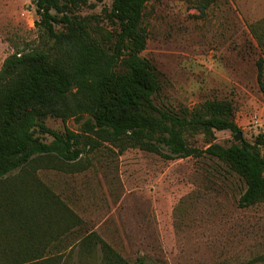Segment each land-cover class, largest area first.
<instances>
[{
  "label": "rangeland",
  "instance_id": "374dc122",
  "mask_svg": "<svg viewBox=\"0 0 264 264\" xmlns=\"http://www.w3.org/2000/svg\"><path fill=\"white\" fill-rule=\"evenodd\" d=\"M112 1L81 10L92 16L99 37L117 27ZM37 18L32 0H0V69L16 51L48 46ZM143 22L148 41L142 55L160 72L156 103L180 110L231 99L241 139L264 132L257 64L264 48L252 30L264 32V0H214L204 13L195 0H152ZM84 120L48 117L46 123L60 132H82ZM187 136L191 145H208L203 133ZM215 136L225 146L238 141L228 129ZM77 166L76 172L38 170L84 219L78 234L47 251L45 264H104L99 245L76 243L91 231L129 264H264V201L240 206L244 180L216 157L166 158L105 141L84 152Z\"/></svg>",
  "mask_w": 264,
  "mask_h": 264
},
{
  "label": "trees",
  "instance_id": "16d2710c",
  "mask_svg": "<svg viewBox=\"0 0 264 264\" xmlns=\"http://www.w3.org/2000/svg\"><path fill=\"white\" fill-rule=\"evenodd\" d=\"M102 1L32 0L48 46L16 51L0 69V221L28 224L31 233L25 245L31 252L1 258L0 264H45L47 251L79 233L84 219L38 170L79 171L83 153L105 141L166 158L216 157L244 180L240 206L264 201V132L225 146L214 142L216 130L241 132L231 99L180 110L156 103L160 72L142 55L148 41L143 16L152 0H113L110 15L117 27L99 37L92 16L81 10ZM213 1L195 4L204 13ZM252 30L263 49L264 32ZM257 64L264 91V57ZM48 117L85 118L83 131H57L47 125ZM197 132L207 137L206 148L189 143L187 135ZM76 243L85 249L99 245L104 264H129L95 231Z\"/></svg>",
  "mask_w": 264,
  "mask_h": 264
},
{
  "label": "crops",
  "instance_id": "0c3cea01",
  "mask_svg": "<svg viewBox=\"0 0 264 264\" xmlns=\"http://www.w3.org/2000/svg\"><path fill=\"white\" fill-rule=\"evenodd\" d=\"M27 228H30L28 224L24 225L14 220L0 221V258L13 259L18 254H27L31 252L29 247L25 246L30 242L28 240L29 236L31 237V233ZM58 238L61 244L62 236ZM21 244H23L22 246H25V248L21 247Z\"/></svg>",
  "mask_w": 264,
  "mask_h": 264
},
{
  "label": "water",
  "instance_id": "95a60500",
  "mask_svg": "<svg viewBox=\"0 0 264 264\" xmlns=\"http://www.w3.org/2000/svg\"><path fill=\"white\" fill-rule=\"evenodd\" d=\"M236 140H240L241 139V132H239L236 136H235Z\"/></svg>",
  "mask_w": 264,
  "mask_h": 264
}]
</instances>
